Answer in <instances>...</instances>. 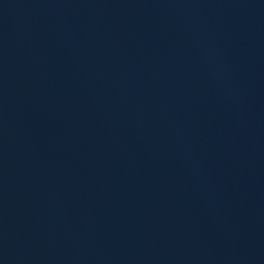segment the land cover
<instances>
[{"label":"water","instance_id":"95a60500","mask_svg":"<svg viewBox=\"0 0 264 264\" xmlns=\"http://www.w3.org/2000/svg\"><path fill=\"white\" fill-rule=\"evenodd\" d=\"M0 264H264V0H0Z\"/></svg>","mask_w":264,"mask_h":264}]
</instances>
